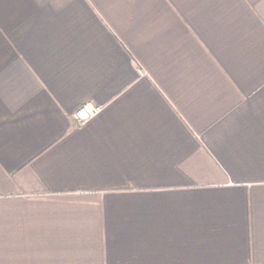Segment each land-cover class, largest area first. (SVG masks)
I'll return each instance as SVG.
<instances>
[{
    "label": "crops",
    "instance_id": "crops-1",
    "mask_svg": "<svg viewBox=\"0 0 264 264\" xmlns=\"http://www.w3.org/2000/svg\"><path fill=\"white\" fill-rule=\"evenodd\" d=\"M0 264H264V0H0Z\"/></svg>",
    "mask_w": 264,
    "mask_h": 264
},
{
    "label": "built area",
    "instance_id": "built-area-1",
    "mask_svg": "<svg viewBox=\"0 0 264 264\" xmlns=\"http://www.w3.org/2000/svg\"><path fill=\"white\" fill-rule=\"evenodd\" d=\"M102 110L101 106L93 102H84L73 115L74 125L83 126Z\"/></svg>",
    "mask_w": 264,
    "mask_h": 264
}]
</instances>
